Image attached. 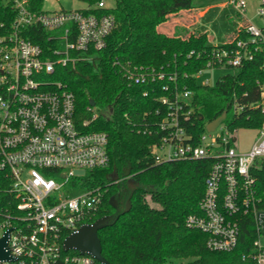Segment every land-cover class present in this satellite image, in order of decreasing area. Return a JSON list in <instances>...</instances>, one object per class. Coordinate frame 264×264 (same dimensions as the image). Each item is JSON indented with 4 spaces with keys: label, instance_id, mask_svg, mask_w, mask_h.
<instances>
[{
    "label": "built area",
    "instance_id": "obj_1",
    "mask_svg": "<svg viewBox=\"0 0 264 264\" xmlns=\"http://www.w3.org/2000/svg\"><path fill=\"white\" fill-rule=\"evenodd\" d=\"M251 1L255 16L264 18V0H225L236 12L233 37L218 44L208 37L202 52L188 54L208 59L196 79L205 70L239 68L255 52L264 55V26L246 15ZM47 2L0 0V238L10 231L11 256L0 264H97L90 254L66 251L63 244L99 214L104 198L100 188L82 189L72 180L109 165L108 135L91 129L101 116L95 105L88 108L90 117L79 122L75 94L59 78V70L91 61L106 48L116 27L114 6L100 0L95 5L84 2L82 9L49 11ZM242 33L247 39L240 38ZM114 66L129 84L149 86L144 96L152 89L169 91L164 82L173 83V95L158 98L157 118L146 114L134 123L139 133L156 137L151 148L156 163L215 160L200 202L202 212L190 215L186 226L208 233L209 249L232 251L240 234V218L234 215L250 214L257 234L251 257L264 264V209L257 206L252 174L258 161L264 162V119L247 151L236 149L239 130L231 133L223 122L214 132L206 130L196 144L188 130L191 111L185 108L194 92L179 90L176 72L118 60ZM261 89L264 113V84Z\"/></svg>",
    "mask_w": 264,
    "mask_h": 264
},
{
    "label": "trees",
    "instance_id": "obj_2",
    "mask_svg": "<svg viewBox=\"0 0 264 264\" xmlns=\"http://www.w3.org/2000/svg\"><path fill=\"white\" fill-rule=\"evenodd\" d=\"M80 1L95 5L100 0ZM113 2L116 27L106 40V48L91 61L59 70V78L75 94L79 122L90 117L88 108L93 100L101 116L91 129L108 135L109 165L88 171L83 179L72 180L82 189L100 188L104 198L95 221L105 216L113 218V224L98 232L103 256L112 264H172L191 258L188 264H255L251 256L255 253L257 234L250 214L234 215L240 218V234L239 243L232 251L209 249V234L186 226L190 215L202 212L200 202L215 160L188 159L158 164L151 157L156 137L143 135L134 126L146 114L151 120L157 118L158 98L173 95V83L164 82L170 86L169 91L152 89L144 96L149 86L129 84L114 62L164 66L167 74L176 72L175 85L179 90L187 88L194 92L191 105L185 108L191 111L188 130L198 144L208 123L224 112L227 113L224 122L231 133L262 126L264 55L255 52L252 61H244L236 74L220 78L213 87L200 85L196 73L206 67L208 59L205 55L198 58L188 54L202 52L208 39L205 35L184 37L198 32L192 26L194 10H190L196 7L195 0ZM233 34L234 31L227 34L225 40H230ZM158 36L177 37V44L161 46ZM240 38L247 39V35L242 33ZM185 73L189 75L186 79ZM237 107L242 110L236 112ZM229 116L232 117L227 121ZM252 174L256 178L257 206L264 209V162L258 161ZM3 187L0 181V188ZM112 197L118 202L117 208L110 202ZM2 198L9 199L4 193ZM129 198L131 206L126 212Z\"/></svg>",
    "mask_w": 264,
    "mask_h": 264
},
{
    "label": "rangeland",
    "instance_id": "obj_3",
    "mask_svg": "<svg viewBox=\"0 0 264 264\" xmlns=\"http://www.w3.org/2000/svg\"><path fill=\"white\" fill-rule=\"evenodd\" d=\"M108 5L114 6L113 0H107ZM194 5V27L198 32L196 35L202 34L207 38L213 39L214 44H218L225 40V36L235 29L236 24V12L232 8H228L225 5V0H195ZM85 7V3L79 0H48L45 4V10L49 11H59L62 10H73L82 9ZM247 17L254 21L259 27L264 26V18L255 16V4L251 1L249 3V9L247 12ZM169 17H167V21ZM167 21L165 23H167ZM188 33L186 36H189ZM194 35V34H193ZM195 35V36H196ZM177 38V37H176ZM174 37L166 36L164 37L165 44L164 47L169 45L177 44V40ZM236 69L231 68H219L214 70H205L202 75L197 76L198 84L203 85L208 81V85L213 87L219 81L220 78L229 75L236 74ZM232 116L227 119L230 120ZM223 123H225L223 121ZM217 133H215L216 135ZM257 135L256 130L241 128L237 135L236 149L238 151H247L250 149L252 144L255 142ZM193 258L188 260H176L172 264H188Z\"/></svg>",
    "mask_w": 264,
    "mask_h": 264
},
{
    "label": "water",
    "instance_id": "obj_4",
    "mask_svg": "<svg viewBox=\"0 0 264 264\" xmlns=\"http://www.w3.org/2000/svg\"><path fill=\"white\" fill-rule=\"evenodd\" d=\"M90 105L94 106L95 102L90 101ZM227 113L224 112L216 120L209 122L206 130L208 132H214L218 129L222 122L225 120ZM110 202L114 208L118 207L117 200L112 197ZM131 206V198L126 201L124 211L128 212ZM113 218L111 216H105L97 219L93 223L83 225L79 228L78 232L72 233L69 237L64 240L63 247L66 251H77L83 255H91L100 264H112L102 254L103 247L98 232L105 228V226L113 224ZM10 231H6L4 237L0 238V262L11 259L9 249L7 248V242Z\"/></svg>",
    "mask_w": 264,
    "mask_h": 264
},
{
    "label": "crops",
    "instance_id": "obj_5",
    "mask_svg": "<svg viewBox=\"0 0 264 264\" xmlns=\"http://www.w3.org/2000/svg\"><path fill=\"white\" fill-rule=\"evenodd\" d=\"M190 10H191V9H190ZM173 15H174V14H173ZM168 17H169V16H168ZM192 26L194 27V22H193ZM158 29H159V28H158ZM190 34H194V35H196L195 32H190ZM200 35H201V34H198V35H196V36H200ZM157 41H159V45L164 46V44H165V40H164L163 37H159V36H158Z\"/></svg>",
    "mask_w": 264,
    "mask_h": 264
}]
</instances>
